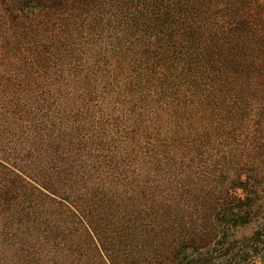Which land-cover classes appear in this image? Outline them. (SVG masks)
Here are the masks:
<instances>
[{
    "label": "trees",
    "instance_id": "1",
    "mask_svg": "<svg viewBox=\"0 0 264 264\" xmlns=\"http://www.w3.org/2000/svg\"><path fill=\"white\" fill-rule=\"evenodd\" d=\"M0 264H264V0H0Z\"/></svg>",
    "mask_w": 264,
    "mask_h": 264
}]
</instances>
